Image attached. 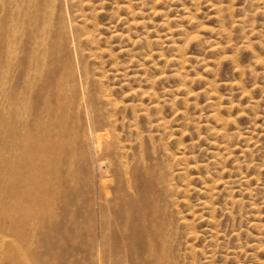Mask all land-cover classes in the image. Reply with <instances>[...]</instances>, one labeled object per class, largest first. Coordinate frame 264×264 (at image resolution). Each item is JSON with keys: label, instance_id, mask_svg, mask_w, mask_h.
<instances>
[{"label": "rangeland", "instance_id": "obj_1", "mask_svg": "<svg viewBox=\"0 0 264 264\" xmlns=\"http://www.w3.org/2000/svg\"><path fill=\"white\" fill-rule=\"evenodd\" d=\"M18 1L0 0V21L10 17L13 21L34 4L40 13H35L32 28L24 29L27 44L32 41L30 32L43 22L46 26L39 27L44 32L49 25L62 30L65 21L75 25L77 56L79 63L83 61L80 67L85 80L89 79L84 81L85 88L95 95L92 104L98 105L100 122L107 115L115 117L116 126L110 130L122 146L118 159H111L113 165L121 164L112 187L126 189L132 184L130 201L143 208L138 225V235H143L135 241L134 252L152 245L151 241L160 252L166 241L168 264H264V0H68L73 8L57 0L51 9L46 8L50 7L47 0ZM37 20L45 21L37 24ZM4 23H0V35L2 31L10 35L12 23ZM4 35L0 36L1 65L8 62L4 43L8 37ZM54 36L49 42L52 57H63L65 63L72 53L61 34ZM26 53H19V66L8 72L12 78L0 77L6 80L2 81L6 91H1L5 99L1 92L0 96L5 103L11 99L15 103V108L3 112L6 128L0 126V203H4V207L0 204V264H93L90 211L80 203L84 199L77 201L87 189L82 193L73 185V189L66 188L71 195L66 189L60 192L68 185L62 161L69 153H52L49 166L41 160V167L29 171L39 180L31 200L12 201L13 183L27 175L19 163L27 153L11 155L14 144L7 128L11 122L21 126L26 119L55 109L51 97L47 103L40 98L31 101V108L25 107L24 96L30 93L21 78L26 73ZM52 75L49 79L56 80ZM39 171H45L46 178ZM123 174L125 179H121ZM20 206L23 216L17 211ZM28 207L32 216H25ZM115 234L119 240V233ZM135 257L121 254L120 264H142Z\"/></svg>", "mask_w": 264, "mask_h": 264}, {"label": "bare ground", "instance_id": "obj_2", "mask_svg": "<svg viewBox=\"0 0 264 264\" xmlns=\"http://www.w3.org/2000/svg\"><path fill=\"white\" fill-rule=\"evenodd\" d=\"M28 1H30V0H26V2H28ZM42 1L44 2V0H42ZM20 2L22 3L21 0H20ZM20 2L18 1V3H20ZM41 2H40V4H38V5H40V7H41V4L43 3V2L42 3ZM46 2H47L46 6L50 4V7H46V6L45 7L48 9H51L52 8L51 5L55 2H57V0H47ZM48 2H49V4H48ZM60 2L63 5H66L67 8L70 6V5H67L68 0H59V3ZM18 3H17V7L19 5ZM28 3L30 4V2H28ZM73 3H74V0H73ZM73 3H72V6H74ZM11 4L15 5V3H11ZM36 4H37V2L35 3V5ZM9 5H7V6H9ZM33 5H32V7H33ZM30 7L31 6L27 7L26 9H24V11L22 10V14H19V13L16 14L17 13L16 12L15 13L16 18L13 21H12L11 17L10 18L8 17L11 21L7 20L5 22V20H3L5 23H7V22L9 24L12 23L11 28L7 24H6L7 26L5 25L7 28L8 27L10 28L9 32H11V34L8 33L10 35H7V32L5 33L2 31L4 29V26L1 24L3 26V28L1 30L2 36L1 35L0 36L3 37V35H4L3 33H5L4 36L8 37L6 39V41H4V43L6 44L5 45L6 46L5 54L7 57V58L6 57L5 58L8 60V62L6 61L5 63H7V64H5V65H1V63H0V77L4 76L6 74L8 75V72L10 73L11 70H13V69L15 71L16 66H19L18 65L19 60H17V58H19L18 57L19 53L20 52L22 53V51L25 53L27 52L25 54L26 56L24 55L25 58L27 59V62L25 61V67H24L25 68L24 71L26 73H25V77H21L22 79L23 78L25 79L24 80L25 85H27L25 87L30 91V93H29V95H27V97L24 96L26 98L23 101L25 103V107L29 106L32 103L31 101L36 102L40 98L43 99V101L45 103H47L48 98L51 97L52 98L51 103L55 105V109H52L53 111L50 110L51 113L50 114L48 113L45 116H42V114L41 115L38 114L37 116L31 117V115H30L31 118H28L26 120L24 118L25 121L21 126H17L16 123L13 126L12 122L10 121L11 124H9L7 130H8V135L10 136L12 143L14 144V147H11L12 148V150H11L12 154L11 155H13V153H15V154L16 153H22L23 155H24V153H27L26 158L23 157L24 158L23 161H21V159L19 161V163L20 162L22 163V168L25 169V172H27V175L24 176L25 179H24V177L21 178V182L19 181L18 184L13 183V187H11L12 188L11 195L13 196L12 201L14 203H17L18 201L21 202L22 200H25L28 202V200L30 199L31 195L33 194L35 188L37 187L38 181H39L38 178L36 177L37 175L34 176L32 171L42 166V165L40 166L41 160H46L47 166H49V162H50L52 153H61V151H63L65 154L69 153L67 155L68 158L65 159L64 163L62 161V165L64 167L63 173L65 174L66 183L68 185L65 186L66 185L65 184L63 188H60V192L64 191L66 188H72L73 185L79 186L80 190H78V191H82V193L87 189V191H85L86 196L84 194H80V197L78 198L77 201H79L80 199H84L85 201H82V202L80 201V203L86 205V207H84V208L86 209L87 212L90 211L91 216L89 218L90 223L88 224V226L90 225L89 226V230H90V234H91L90 249H91L92 254H93V264H120L122 262V261H120V259H121L120 255L121 254H125V255L129 254L130 257L136 256L135 257L136 261L139 260L142 264H168L170 262L171 257H169V255H167L165 253L164 242L166 243V241L163 242L162 249L160 252L156 251V248L154 247L155 243L152 241H151L152 245L147 244L148 247L143 248L144 250L141 249V252H138L139 250L137 252H134L135 250H137V249H134V247L137 246L135 241H137L138 236L141 234L139 231L138 225L140 226V224H141V223L139 224V219H140V216L142 215L143 208H140V205H138V202L130 201V197H131L130 195L132 193L130 194V191L128 192V190L132 189V187H133L131 184L132 182H130L131 185H128L126 189L122 188L123 185L121 188L119 187L120 185L119 186L117 185L118 187H112L113 186L112 185L113 180H114V178H116L115 172L117 170H120V168H121L120 163H116L115 165H113V161H114L113 158L118 156V155H116L117 151L120 150V148L122 146L120 147L121 144L118 142L119 141L118 138H115V136H116V135H114L115 133L114 134H113V132L111 133V130H110L116 126L115 125L116 124L115 117H113L111 115H107V116H105L104 120L102 119L103 121L100 122L99 118L101 117V115L97 110H95V107L98 105L96 104V106L94 107V104H92V100L94 99L93 97L95 95L93 96V94L91 92H89V90H87L88 87L85 88L86 84L84 83V81L87 82L89 79L85 80V77L82 73L83 71L81 69L82 66L80 67V64L83 61H81V63H79V59L77 56L78 54L76 52V46H75V42H77L75 39L77 37L75 38L74 31H73V30H75L73 28L75 25L72 27L71 20H70V22L65 21V23L62 24V28H61L62 30H60L58 27L53 28V27H50V25L49 26L47 25L48 26V28H46L47 32H44L43 27L46 26L47 23L45 24V22H43L45 20H43V21L37 20V21H39V22H37V24L40 22H43V24L41 23L43 27H39L41 25V24H39V26L37 28V24H36L37 29L36 30L31 29L32 31L30 30L31 31L30 34L32 35V41L27 44L28 39L26 41L25 40L23 41V36L26 37L23 33L24 29L26 26H31V28H32V24L34 21L33 19L36 16L35 13L36 12H38V14L40 13V11H38L35 7H33L34 11H30V10H33L32 7L31 8ZM37 7H39V6H37ZM60 7H61V4H60ZM21 8H23V7H21V5H20L19 9L21 10ZM42 8H44V7H42ZM69 8H73V7H69ZM13 9H14V7H13ZM53 10H56V9H53ZM67 10L69 11V9H67ZM9 11H10V8H9ZM17 11H18V9H17ZM41 11H44V10H41ZM62 11H63V9H62ZM72 11H73V9H72ZM74 11H76V10H74ZM60 12L61 11H59V13ZM8 13L6 14V16L8 15ZM61 13H63V12H61ZM48 14H50V12ZM74 14H75V12H74ZM74 14H73V16H74ZM68 15H70V13H68ZM10 16H12V15H10ZM13 16H14V14H13ZM63 16H62V18H64V20H65V17H63ZM49 17H51V16L49 15ZM69 18H70V16H69ZM58 21H60V18ZM4 22L0 21V23H4ZM57 23H59V25L61 24V22H57ZM94 28H95V26H94ZM6 30L8 31V29H5V31ZM80 30H82V29H80ZM87 30H88V28H87ZM77 32L78 31H76V34H77ZM54 33H55V35H56V33H58V34H61V36H63V39H64L63 41H65L67 43V48L69 50V51L66 50V52L68 51V52L72 53V56L68 53L71 56V58L69 57L70 59H72L71 61H70V59H65L68 61V63H67V61L65 63L63 62L64 61L63 57L61 58L59 56V57L54 58V59L52 57L53 56V54L51 52L52 48H51V44L49 42L52 38H55ZM81 34H83V33H81ZM116 35H118V34H116ZM193 37H195V36H193ZM58 38H60V42H61L60 35ZM56 42H58V41H56ZM23 44H25L26 46H24ZM83 44H85V43H83ZM59 45H60V43H59ZM61 45L63 46L64 44H61ZM23 46H24V48L22 49ZM62 46H60V47L62 48ZM3 47H1V48H3ZM57 48H58V46H57ZM3 50H5V49H3ZM59 50H61V49H59ZM52 51H53V49H52ZM56 52L58 53V51H56ZM1 53H3V52H1ZM121 53H123V52L121 51ZM5 54H3V56H5ZM64 54H66V53H64ZM87 56H90V55H87ZM1 58L3 59V57H1ZM79 58H80V56H79ZM176 60H174V61H176ZM1 61H3V60H1ZM59 61L61 63L63 62L64 64L61 65L59 63ZM2 67L4 68V70L2 69ZM14 73L12 75H14ZM52 74L56 75L55 76V77H57L56 80L49 79V78H51V76H53ZM23 75H24V73H23ZM10 77H11V75L9 76V78ZM9 78H7V80ZM13 78H14V76H13ZM1 79H0V92L2 91L5 93L6 90H3V88H4L3 84H5L6 82L4 83L2 81H6V80H1ZM3 79H4V77H3ZM13 82H11V83H13ZM95 83H97V82H95ZM21 85H23V84H21ZM89 85H90V82H89ZM18 88L19 87H17V89ZM92 88H93V86H92ZM10 89H12V88L10 87ZM20 89L21 88H19V90ZM17 91L15 92V94L17 93ZM4 93H2L1 96ZM12 93H14V88H13ZM23 93H25V92H23ZM26 93H28V91ZM95 94L97 95V93H95ZM19 96H21L20 93H19ZM19 96H17V97H19ZM3 97H4V95H3ZM22 98H23V96H21V99ZM4 99H5V97H4ZM10 99H11V97H10ZM15 100H16V98H15ZM101 100H103V102H104V99H101ZM19 102H20V100H19ZM4 103H5V101H3L2 97H1V99H0V108H1L0 109L1 110V112H0V126L1 127L4 126L6 128V126L4 124L5 118L2 117L4 114L3 112H6L5 111L6 109L11 110V109L15 108L14 107L15 103L12 102V99L8 100L6 102L8 104L7 108L6 107L4 108V106L7 105L6 103L5 104ZM93 103H94V101H93ZM101 103H102V101H101ZM113 104L114 103H112V105ZM19 105L20 104L18 103V106ZM18 106H17V108H18ZM31 106H32V104H31ZM31 106H29V107L31 108ZM152 106H154V105H152ZM36 108H37V106H36ZM23 109L24 108H21V110H23ZM101 109H103V108L101 107ZM27 110H29V109H27ZM47 110L49 112V109H47ZM105 110H106V108H105ZM108 110H110V109H108ZM125 110H123V111H125ZM16 111H17V109H16ZM9 112H11V111H9ZM14 112H15V110H14ZM24 112H25V109H24ZM45 112H43V113H45ZM133 112H135V111H133ZM21 114H22V112H21ZM21 114L19 115V117L22 116ZM106 114H108V112ZM118 114H119V112H118ZM118 114H117V116H118ZM130 114L132 115L135 113L131 112ZM137 114H136V116H139V114L138 115ZM26 116H27V114H26ZM121 116H123V115H121ZM17 117H18V115L16 116V118ZM12 118L13 117L11 116V120L15 121V119H12ZM72 120L75 121L72 126H69V127H68V125L64 126V124H67V123L69 124V122H72ZM33 121H34V123H33ZM123 121H125V120H123ZM51 125H56V126L54 127L53 130L51 129L49 131L48 127ZM150 127H152V126H150ZM46 128H47V130H45ZM123 128L124 127H122V129ZM124 142H123V144L126 143V142L125 143ZM9 144H10V142H9ZM127 145H125L126 148H127ZM2 146H3V144H2ZM126 148H125V150H126ZM128 148H131V147L128 146ZM15 154H14V156H15ZM120 154H121V152H120ZM20 155L18 157H21ZM14 156H13V158H15ZM120 157H122V156H120ZM127 157H128V155H127ZM123 158H124V155H123ZM10 159H12L11 156H10ZM62 159H63V157H62ZM111 159H113V161ZM117 159H118V157H117ZM120 160H121V158H120ZM10 162H11V160H10ZM13 162L15 163L16 161L14 160ZM130 165H131V163H130ZM44 166H46V165H44ZM15 167H16V165H15ZM128 168H130V167H128ZM11 169H12V167H11ZM42 169H44V167H42ZM30 170H32V171L29 172ZM47 170H49V169H47ZM121 170H123V168ZM126 171H128V170H126ZM39 172H42V171H39ZM44 172L45 171H43L42 173H44ZM47 172H49V171H47ZM132 173H134V172H132ZM43 175L46 178L45 173ZM116 175H117V172H116ZM125 176H127V175H125ZM125 176L123 174V177L121 176V179L122 178L125 179ZM44 177H42V178L44 179ZM132 179H134V178H132ZM117 180H119V179H117ZM129 180H131V179H129ZM10 181H12V180H10ZM41 181L43 182V180H41ZM1 182H2V179H1ZM3 182H4V180H3ZM117 183H122V182L117 181ZM117 183H114V184H117ZM123 183L126 184V182H124V181H123ZM41 185H43V184H41ZM124 187H126V186H124ZM134 190H135V188H134ZM3 191H4V189H3ZM66 191L68 193L69 190L66 189ZM1 193H3V192H1ZM69 194H70V191H69ZM69 194H67V195H69ZM61 197H63V195ZM69 197H71V196H69ZM134 197H135V195H134ZM59 199H61V198L59 197ZM0 200H2V199L0 198ZM70 200L72 201V197H71V199H69V201ZM73 200H74V198H73ZM3 201H5V198ZM3 201H2V203H3ZM156 201H158V200H156ZM45 203H46V201H45ZM51 203H52V201H51ZM75 203H77V202H75ZM155 204H156V202H155ZM34 205H35V203H34ZM77 205H79V204L77 203ZM1 206L4 207V203L1 204ZM28 206H30V205H28ZM73 206H74V204H73ZM16 207H18V205ZM22 207H23V205H22ZM24 207H26V204L24 205ZM19 208L20 209L17 208V211L21 210L22 213L20 214V216L21 215L23 216L24 210H22L21 206ZM78 208H79V206H78ZM207 208H210V207H207ZM30 209L31 208H29V209L25 208V210H27V212L29 213V214H26L25 216H27V215L29 216L32 213V210H30ZM28 210H30V211H28ZM87 212H85V215L87 214ZM17 215H19V214L17 213ZM17 215L15 214L14 217H16ZM129 215H130V217H128ZM31 216H32V214H31ZM129 218L132 219L131 224L129 223ZM83 219H84V215H83ZM89 219H88V221H89ZM24 220L25 219H23V221ZM206 220H207V218H206ZM25 221H27V220H25ZM208 222L209 221H207L206 223L208 224ZM211 223L212 222H210V224ZM152 224H154V223H152ZM115 232L119 233V236H120L119 240L117 239V237H115V235H117V234H115ZM141 236H139V237H141ZM146 237H148V235ZM138 239H140V238H138ZM147 245H145V246H147ZM139 254H141V256H139ZM124 260L125 259H123V261ZM137 263H139V262H137ZM135 264H136V262H135Z\"/></svg>", "mask_w": 264, "mask_h": 264}]
</instances>
